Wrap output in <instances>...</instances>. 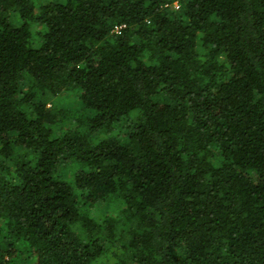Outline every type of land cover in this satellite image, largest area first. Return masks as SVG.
Instances as JSON below:
<instances>
[{"label":"trees","instance_id":"trees-1","mask_svg":"<svg viewBox=\"0 0 264 264\" xmlns=\"http://www.w3.org/2000/svg\"><path fill=\"white\" fill-rule=\"evenodd\" d=\"M0 264H264V0H0Z\"/></svg>","mask_w":264,"mask_h":264},{"label":"rangeland","instance_id":"rangeland-1","mask_svg":"<svg viewBox=\"0 0 264 264\" xmlns=\"http://www.w3.org/2000/svg\"><path fill=\"white\" fill-rule=\"evenodd\" d=\"M177 4H178V3L175 2V3H174V6L176 7ZM64 100H65L64 103H68V100H71V99L67 98V99H64Z\"/></svg>","mask_w":264,"mask_h":264},{"label":"clouds","instance_id":"clouds-1","mask_svg":"<svg viewBox=\"0 0 264 264\" xmlns=\"http://www.w3.org/2000/svg\"><path fill=\"white\" fill-rule=\"evenodd\" d=\"M176 7H178V5H176Z\"/></svg>","mask_w":264,"mask_h":264}]
</instances>
